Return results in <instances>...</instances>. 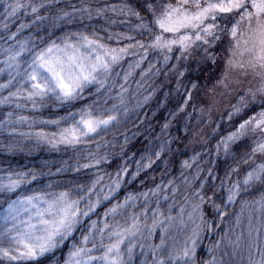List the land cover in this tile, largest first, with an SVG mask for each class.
<instances>
[{
	"label": "snow or ice",
	"instance_id": "snow-or-ice-1",
	"mask_svg": "<svg viewBox=\"0 0 264 264\" xmlns=\"http://www.w3.org/2000/svg\"><path fill=\"white\" fill-rule=\"evenodd\" d=\"M59 2L0 0L4 12L0 40L6 45L0 46V75L7 76L0 83V105L36 112L52 102L69 110L49 120L9 111L0 129L34 140L36 147L72 150V162L62 161L54 173L9 168L0 174V194L10 197L44 175L90 171L92 178L87 183L49 182L7 199L0 215V264H40L42 257L64 247L62 264H135L137 248L143 257L140 264H197L202 233L224 223L229 206L240 202L235 228L240 227L245 208H258L264 216V0H104L96 4L81 0L79 7L57 8ZM53 8L56 11L47 14ZM22 10L30 13L31 21L11 31L12 18ZM85 19L102 20L103 25L68 28L58 36L53 31L46 40L39 37V44L31 33L21 37L33 25L47 24L55 30L83 24ZM117 25L126 30H116ZM205 67L221 69L211 87L199 80ZM190 72L197 78L189 77ZM162 75L173 85L175 108L160 124L158 143L146 147L130 171L124 158L130 130L121 128L131 112L151 101L156 78ZM249 76L258 84L244 87ZM225 97L228 108L221 119L227 118L230 130L221 134L213 114ZM79 101L84 103L77 107ZM37 123L56 130L33 131ZM17 124L27 125L29 131H19L13 127ZM213 135L216 142L208 147ZM193 142L203 151H194L180 162L177 182L168 176V154L179 151L180 144L187 147ZM92 144L94 148L87 147ZM117 146L120 162L113 171H105L104 166L113 162L111 149ZM4 147L11 152L19 145ZM158 161L163 164L161 176L167 179L157 183L152 177L153 186L119 199L122 188L142 173L147 175ZM253 189L258 198L244 199ZM105 202L109 206L98 212ZM162 202H167L166 208L162 209ZM173 229L184 232L179 246L167 242ZM157 230L160 242L151 243ZM247 233L248 264H264V220L254 224L249 216ZM233 235L230 229L209 251L219 249L225 240L233 249L240 247L243 233L234 239ZM204 264L222 262L213 255Z\"/></svg>",
	"mask_w": 264,
	"mask_h": 264
},
{
	"label": "trees",
	"instance_id": "trees-1",
	"mask_svg": "<svg viewBox=\"0 0 264 264\" xmlns=\"http://www.w3.org/2000/svg\"><path fill=\"white\" fill-rule=\"evenodd\" d=\"M80 2L81 0H60L59 4L56 7L67 8L68 5L70 4H75L77 7H79ZM90 2L96 4V3H103L104 0H90ZM107 2L118 3L119 0H107ZM55 11L56 8H53L47 14L50 15L52 12ZM41 14L44 15L45 12L42 10ZM19 16L22 18L24 23H27L32 19L30 13L26 14L24 11H21ZM89 25H94L97 29H100V27L103 25V21L95 20V19L92 21H88L87 19H85L83 21V24L77 22L72 25H65L63 28H59L55 30L49 28L47 24L33 25L31 28L23 32V36H27L29 33H35L38 32V30H40L35 37L37 38L44 37L46 40L48 38V33L50 32L54 31L55 35L58 36L63 31H66L68 28H71L72 30L86 29V26ZM114 27L116 30H126L125 26L123 25H117ZM101 34L103 35V33ZM2 35H4V33L0 34V36ZM0 43H3V41L0 40ZM37 44H39V41L37 42ZM210 67H214V66H210ZM220 72H221L220 68H214L213 71H210L209 67H205L203 72L199 74V80L202 84H207L208 87H211L212 84L215 82V78L219 77ZM187 75L193 79L197 78L196 73L190 72ZM3 76L4 75H2L0 78L1 82H3L6 79ZM154 86L156 87V92L153 98L151 99V101L147 105H145L142 109L131 112L128 120L126 121V124L121 128L122 131L124 130L125 127L130 130L128 132L130 136V140L128 145L126 146L125 149L126 156L124 157L128 161L130 171L134 169L135 160L139 159V154L143 152L146 147H152L156 143H158L155 137L157 134H159L160 124L168 115V112L175 108L176 93L172 90L173 85L169 83V80L162 75L156 78ZM6 94L7 93L5 92L2 95H6ZM82 103L84 102L83 101L76 102V106L79 107ZM68 110L69 109L67 108V106L60 107L52 102H49L48 104H46L45 107H43L39 111L33 112L30 110L29 114L30 117H34L37 120H49V119H55L57 116L65 115L66 111ZM9 111L16 112L17 109H14L12 106L0 105V121L4 120L6 114ZM222 112L224 113L226 111L223 110ZM222 114H220V118L216 120V122L221 124V129H220L221 134L230 130L229 127L230 122L227 120L226 117L221 119ZM28 115L25 114V116ZM137 117H139V119ZM134 124L138 125V128L134 127L133 126ZM13 127L18 129L19 131H25V132L29 131L27 125L17 124V125H13ZM176 127H177L176 123L173 122L171 132L174 135L177 134ZM41 128H43V130L47 132H52L56 130L54 126L42 125L38 123L34 125L32 130L35 131ZM206 131L210 132L211 126L207 128ZM133 133H135V135H132ZM179 135H183V132L179 133ZM106 139L109 140L112 139V135L109 134L106 137ZM198 139L199 138L197 137V140ZM215 142H216V136L215 135L210 136L208 138V147L214 145ZM8 144L19 145V147L9 152L7 148L4 147L5 145ZM173 147L176 148L177 145H174ZM178 147L180 149L179 151H174L173 153L168 154L167 159L170 163V167H169L170 169H168L169 174L170 172L172 174H180L181 172L180 162L192 156L194 154V151H203L201 145L196 142L188 144L187 147H185L184 144H180L178 145ZM111 151L115 153L112 157L113 162L110 165L104 166L105 171L108 172L113 171L121 159L120 155H118L119 146H117L115 149H111ZM72 156H73V152L71 150L54 151L45 145L36 147L34 140L26 139L16 134H10L9 131L6 129H0V174H2L3 171L8 170L9 168L15 170H28L31 168H36L37 170H43L45 173H47L49 169H51V171L54 173L56 167H59L62 161L68 160L69 163H71L72 161L70 158ZM45 162L47 163V166H45ZM223 168H224V161L223 159H221L219 161V168H218V171L221 175L223 174ZM162 170H163V164L158 161L153 166V169H150L148 171L147 175L142 173L139 179H137L136 181H130L124 188H122V190L118 193L119 199L122 200L127 192H139L142 190H146L148 187L153 186V181L151 180V177L153 176L155 171H162ZM81 178H83L85 181H83ZM91 178L92 175L90 171H82L81 173H73L69 171L63 174L62 176L44 175L38 181L33 182L30 185H27L26 188H22L18 192H24L27 190L41 188L49 182L58 181L61 184H66L69 180H73V181H78L80 183H86L88 182L87 180H90ZM18 192L12 194L10 197H5L4 195L0 194V213L4 210V208L7 207V202H6L7 199H15L16 195L19 194ZM174 213L176 212L173 211L172 214ZM218 229H220V227H218L216 230ZM77 235H79V233H77ZM208 236L209 233L207 232L202 233L201 239L204 238L205 244L201 248H204L208 241L210 242V240L206 241ZM65 254H66V250L64 248L58 249L55 253L47 254L45 257H42L40 264H62Z\"/></svg>",
	"mask_w": 264,
	"mask_h": 264
},
{
	"label": "rangeland",
	"instance_id": "rangeland-1",
	"mask_svg": "<svg viewBox=\"0 0 264 264\" xmlns=\"http://www.w3.org/2000/svg\"><path fill=\"white\" fill-rule=\"evenodd\" d=\"M33 2L38 3L39 1L33 0ZM19 15H20V13H18V15L16 17L12 18V21L10 22L9 29L11 31H15L16 26L19 23L23 22L22 18ZM3 16H4V12H3V8H2V3H0V23L4 22ZM39 31L40 30H38V32ZM38 32L31 33V34L33 37H35ZM2 33H4V31H3V29H0V34H2ZM21 37H24L23 33H21ZM21 37H18V38H21ZM38 41H39V39L37 38L36 43ZM0 46H6V45H4L3 43H0ZM0 58L2 59L3 57L0 56ZM1 76L2 75H0V78H1ZM3 77H5L7 79L6 74ZM0 83H2L1 80H0ZM257 84H258V81L256 79L252 78L251 76H249L248 78L245 79L243 86L248 87V86H255ZM227 108H228V98L225 97V98H222L221 103L216 106V109L214 110V114H213V119L216 121L218 118H220V114L223 113L222 111L223 110L226 111ZM16 113L19 115H25V114L28 115L30 113V109L17 110ZM28 116H30V114ZM81 147H85V146H81ZM87 147L94 148L95 145L92 144V145H89ZM161 172L162 171H155V173L153 174L152 177H155V182H157V180L159 182L162 178L163 179L168 178L167 176L162 177ZM185 174H188V172H186ZM168 176L176 178L177 182H179L180 174H172L171 172L169 174V171H168ZM81 179L83 181H85L83 178H81ZM87 181H89V180H87ZM140 184H142V183H140ZM18 193H20V192H18ZM258 196H259V192H257L255 189H253V190H251L250 194H244V199L252 200L254 198H258ZM112 202L113 203L116 202L115 199H113ZM108 203L109 202H105L101 206V208H99L97 211L102 212L104 207L109 206ZM142 203L143 202L141 201L140 205H142ZM161 207H162V209L166 208L167 202H162ZM4 209H6V208H4ZM134 210L139 211V207L137 209H134ZM129 211H132V209H130ZM173 211H175V210H173ZM3 212H4V210L0 213V215H3ZM175 214L176 213H174L173 215H175ZM238 214H241V206H240L239 201L236 203L235 206H229L228 215L225 217L224 223L219 225L221 230L218 229V230L213 231V233L212 232L209 233V236L206 239V241L210 240V242L208 241L204 248H201L205 244L204 238L201 239L202 242L197 247V250H196L197 264H204V262L211 260L213 255H215L216 258L222 262V264H248V254H249L248 246L251 243L250 239L248 238V233H247V225H248L249 216H251L252 222L254 224H258L261 220H264V216H262L261 211L258 208L257 209L245 208L243 211V214L240 217L241 218V225L239 228H235L234 227L235 216ZM93 218H95V217H93ZM230 229H232L234 231L235 235H240L241 233H243L242 238H241L240 247L233 249V247L230 246L227 243V241L225 240V241L221 242V247L219 249L214 250V252H210L209 251L210 247L212 245H214L218 240H220L221 237L226 232H229ZM175 233L177 234V236H175ZM235 235H233V239L235 238ZM159 237H160V232H159V230H157V232L154 234V236L152 238L151 243L154 242L155 244H159L158 243V242H160ZM183 240H184V232L181 231L180 229H173L170 231V235L168 237L167 242L169 245L175 243V245L179 246L183 242ZM261 244L264 245V237H262V239H261ZM64 249L67 252V247H64ZM253 251H254V254H256L255 250H253ZM256 255L258 258V254H256ZM142 258L143 257L140 255V249L137 248L136 249V256H135V264H140V261L142 260ZM149 259H150V255H149Z\"/></svg>",
	"mask_w": 264,
	"mask_h": 264
},
{
	"label": "bare ground",
	"instance_id": "bare-ground-1",
	"mask_svg": "<svg viewBox=\"0 0 264 264\" xmlns=\"http://www.w3.org/2000/svg\"><path fill=\"white\" fill-rule=\"evenodd\" d=\"M175 236H177L176 233H175ZM200 243H201V238H200V240L198 241V245H197V247L200 245Z\"/></svg>",
	"mask_w": 264,
	"mask_h": 264
}]
</instances>
